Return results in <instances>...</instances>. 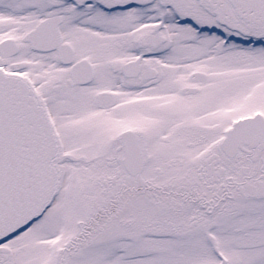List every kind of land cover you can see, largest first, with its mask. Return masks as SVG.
<instances>
[{
  "label": "snow or ice",
  "instance_id": "obj_1",
  "mask_svg": "<svg viewBox=\"0 0 264 264\" xmlns=\"http://www.w3.org/2000/svg\"><path fill=\"white\" fill-rule=\"evenodd\" d=\"M0 264H264V0H0Z\"/></svg>",
  "mask_w": 264,
  "mask_h": 264
}]
</instances>
